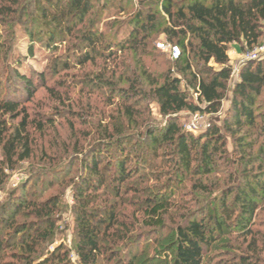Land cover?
<instances>
[{
    "label": "trees",
    "instance_id": "1",
    "mask_svg": "<svg viewBox=\"0 0 264 264\" xmlns=\"http://www.w3.org/2000/svg\"><path fill=\"white\" fill-rule=\"evenodd\" d=\"M137 2L129 29L121 38H114L100 27L98 14L88 19L95 8L94 0H0V22L21 17L20 24L26 26L31 43L44 44L52 51L69 43L64 55L66 69L71 59L81 68L98 59L111 62L112 68L107 69L106 64L95 76L85 73L81 86L89 90L109 88L110 104H114L115 96L119 97L98 139L80 153L85 173L75 181L72 206L77 261L64 244L53 246L62 207L60 197L40 200L24 188L0 203V264H107L101 238L114 226L117 214L113 204H96L97 195L102 189L119 192L146 164L147 154L159 150L172 154L177 174L220 172V160L230 162L224 129L240 150L243 146L252 150L263 138L256 152L247 156L243 151L245 154L235 161L246 166L264 161V58L244 62L233 80L229 57L232 44H239L245 52L264 42V0ZM157 33L179 46L181 55L177 60L170 58L172 65L165 62L167 68L155 73L145 58L154 56L149 47ZM29 50L33 51V46ZM22 62H17L8 77L5 73L0 81V146L12 169L34 152L30 127L43 128V120H31L25 99H32L37 84L46 86L48 77L46 72L22 71ZM57 69L56 63L55 72ZM108 73L111 80L106 77ZM117 75L128 84H116L113 80ZM190 91L196 94V100ZM228 91L231 100L222 127L213 125L206 134L195 135L179 124L182 111L218 113ZM59 94L54 93L63 100ZM149 98L158 104L162 123L153 124L150 112L139 107ZM18 119L16 124H9V120ZM52 120L48 118L47 122ZM247 139L251 141L246 143ZM133 140L143 147L136 156L132 154L139 149L128 143ZM260 175L264 177V170L244 169L240 181L221 190L211 212L204 209L201 217L189 213L176 229L171 264H206L205 250L228 232L254 235V218L264 188ZM202 188L207 186L202 184ZM217 202L220 210L216 209ZM149 205L154 220L151 224L162 225L155 216L166 210L167 201L157 196ZM18 216L22 219L17 220ZM229 264H264V258L249 250Z\"/></svg>",
    "mask_w": 264,
    "mask_h": 264
},
{
    "label": "rangeland",
    "instance_id": "2",
    "mask_svg": "<svg viewBox=\"0 0 264 264\" xmlns=\"http://www.w3.org/2000/svg\"><path fill=\"white\" fill-rule=\"evenodd\" d=\"M95 8L88 19L100 20V27L108 32L109 37L121 38L130 27L131 17L138 9L137 0H94ZM100 7V8H99ZM22 15V14H21ZM27 15L23 18L26 19ZM0 81L13 67L23 60L20 69L24 72H46V86L37 84L31 100L25 99L26 112L31 120H43V128L31 126L30 132L34 143L32 156L18 162L14 169L8 168L3 149L0 146V203L10 200L14 192L20 193L24 188L29 195L40 200L58 196L62 207L58 214L57 234L53 246L64 244L71 251V258L77 261L74 251V203L75 181L85 173L79 161L81 150L88 149L103 131L106 122L110 121L111 111H115L119 97L112 102L109 88L97 89L81 86L85 73L95 76L104 66L112 68L111 62L98 59L96 63H88L79 67L75 59H71L70 68H65V50L69 43L59 50L52 51L44 44L33 42L25 33L26 26L21 25V17L10 19L5 24L0 22ZM149 47L153 57L145 58L151 71L161 72L166 69L165 62L170 63V46L165 35L157 33L151 38ZM33 46V51H30ZM233 48L229 52L233 55ZM233 60V67H240L245 52H238ZM58 69L55 72V65ZM172 64L170 63L169 66ZM106 77L112 79L108 73ZM190 78V76H188ZM5 79V78H4ZM119 76L114 82L120 86L128 83ZM233 79V78H232ZM234 80V79H233ZM230 84V89L233 87ZM16 88V87H14ZM51 88L52 90H50ZM68 89V90H66ZM92 91V93L90 92ZM192 97L196 100V94ZM54 93H61L63 100L56 98ZM231 100V91L226 93L222 107L218 113L211 114L198 111L202 116L200 129L191 133L204 135L210 126L222 127ZM150 112L153 124L163 122L158 104L151 98L143 100L139 106ZM196 112L182 111L179 113V124L186 129L187 123ZM49 116V117H48ZM48 118L53 119L48 123ZM18 120L9 124H16ZM189 131V130H187ZM226 148L229 163L220 160V172L209 175L177 174L173 170L172 154L159 150L156 154H147L146 164L125 182L119 192L112 189L100 190L96 204H113L117 214L114 226L103 233L101 246L103 259L107 264H171L175 247V234L178 225L185 222L191 212L201 217L204 209L211 212L213 201L220 197L221 190L236 184L243 176L244 169L250 172L264 170V161L257 160L249 166L240 165L237 161L242 154L250 156L256 152L263 138L257 140L252 150L243 146L241 150L229 133H226ZM247 139L246 143H249ZM137 148L133 156L142 153V145L137 141L128 142ZM79 148V150H76ZM245 149V150H244ZM250 153V154H249ZM233 159V161H232ZM247 160L250 161V159ZM132 165V163H130ZM43 169L49 172H42ZM43 173V174H41ZM110 174V173H109ZM41 175H44L41 177ZM264 181L263 175H260ZM202 184L207 188L203 189ZM260 192L259 207L254 218V235L245 237L240 232H228L205 250L206 264L234 263L241 253L249 250L264 258V188ZM159 196L167 201V208L155 219H161L162 225H152L149 214L151 199ZM230 196L229 201H231ZM155 203H153L154 205ZM217 210L220 203L217 202ZM22 219L21 216L17 220Z\"/></svg>",
    "mask_w": 264,
    "mask_h": 264
},
{
    "label": "built area",
    "instance_id": "3",
    "mask_svg": "<svg viewBox=\"0 0 264 264\" xmlns=\"http://www.w3.org/2000/svg\"><path fill=\"white\" fill-rule=\"evenodd\" d=\"M180 55H181V51H180L179 46L171 45L170 46L171 59L177 60L179 59ZM258 58H264V42L261 45H257L245 51L241 64H243L246 61L255 60ZM238 70H239V67L234 68V71L232 74L234 80L237 79ZM201 120H202V116L198 112H196L195 114L191 116L189 123H187L186 125V129L192 132H197L200 129Z\"/></svg>",
    "mask_w": 264,
    "mask_h": 264
},
{
    "label": "crops",
    "instance_id": "4",
    "mask_svg": "<svg viewBox=\"0 0 264 264\" xmlns=\"http://www.w3.org/2000/svg\"><path fill=\"white\" fill-rule=\"evenodd\" d=\"M232 46V48H233V55L229 52V57H230V59H231V64L233 65V60L234 59H237V57L239 56V54H238V52H240V54H241V46L239 45V44H232L231 45Z\"/></svg>",
    "mask_w": 264,
    "mask_h": 264
}]
</instances>
